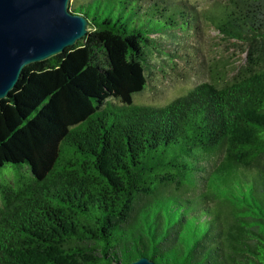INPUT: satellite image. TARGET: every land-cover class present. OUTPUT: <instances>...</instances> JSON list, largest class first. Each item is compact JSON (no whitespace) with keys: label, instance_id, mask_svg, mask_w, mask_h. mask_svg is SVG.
<instances>
[{"label":"trees","instance_id":"obj_1","mask_svg":"<svg viewBox=\"0 0 264 264\" xmlns=\"http://www.w3.org/2000/svg\"><path fill=\"white\" fill-rule=\"evenodd\" d=\"M71 12L86 36L26 66L0 100V169L30 173L0 182V264H264V0ZM200 22L241 43L245 63L207 61L185 95L134 105L146 50L189 63L162 41Z\"/></svg>","mask_w":264,"mask_h":264},{"label":"water","instance_id":"obj_2","mask_svg":"<svg viewBox=\"0 0 264 264\" xmlns=\"http://www.w3.org/2000/svg\"><path fill=\"white\" fill-rule=\"evenodd\" d=\"M71 0H0V100L20 73L82 40L89 24L69 10ZM129 264V263H128ZM130 264H156L140 257Z\"/></svg>","mask_w":264,"mask_h":264},{"label":"rangeland","instance_id":"obj_3","mask_svg":"<svg viewBox=\"0 0 264 264\" xmlns=\"http://www.w3.org/2000/svg\"><path fill=\"white\" fill-rule=\"evenodd\" d=\"M83 0H71L69 10L72 11ZM219 0H166L169 3L185 4L197 13H202L211 8L214 2ZM199 33L189 39L188 37L175 34L172 40L162 41L167 51L175 48H184L189 58V63L174 59L175 65L171 64V57L165 53H155L146 50L147 56V82L146 87L140 93L133 95L132 101L137 106L150 108L168 105L174 98L181 97L196 85L207 80L206 63L210 60L228 62L231 66H241L245 63L246 53H242L245 47L235 40L224 41L220 34L209 24H199ZM110 102L116 103L111 100ZM30 173L23 170H15L12 166L0 169V182L7 179L10 183L23 181ZM1 203V202H0Z\"/></svg>","mask_w":264,"mask_h":264}]
</instances>
